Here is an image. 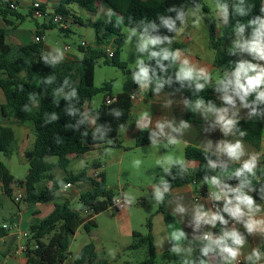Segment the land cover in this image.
I'll use <instances>...</instances> for the list:
<instances>
[{"label": "trees", "instance_id": "trees-1", "mask_svg": "<svg viewBox=\"0 0 264 264\" xmlns=\"http://www.w3.org/2000/svg\"><path fill=\"white\" fill-rule=\"evenodd\" d=\"M60 5L54 14L64 17V22L72 18L76 23H82L68 7L78 5L81 9L91 13L98 11L99 5L107 6L110 11L118 16L109 19L106 23L98 25L96 22L90 26L96 30V47H80L83 58L79 62H51L45 52V44L35 42L15 46L7 43V37L13 29L10 22L12 17L15 21H23L25 18L18 12V4L9 0H0V17L5 27H0V72L5 76L0 79L6 104L0 105V113L5 117H13L20 124H30L34 132L35 141L31 149L24 152L29 163V173L25 180L16 179L8 168L0 163V183L5 195L12 198L13 188H18L25 195L24 202L47 203L53 200L54 194L66 185L78 184L86 181L92 183V189L83 192L79 196L80 208L73 209L68 202L56 204L53 212L46 218L30 227V238L27 244V264H65L70 257V246L76 233L83 228L90 235L97 229L95 218L110 209L112 202L118 193L108 188L105 175L99 174L98 178L88 175L84 169L78 174H70L67 169L71 164V156H81L88 153L91 148L98 144L108 143L111 148L123 149V143L119 139L120 131L126 129L130 123L132 110V95L123 93L116 96V101L107 104L106 99L99 108H90L88 105L92 99L103 91H110L113 82L105 83L102 88H96L94 84L95 70L99 60H104V65L118 68L123 74L135 76L139 67L129 69L128 65L121 60L119 50L114 51V56L109 58L103 49L104 40L100 32L105 30L116 37L115 44L121 42V29L128 27L145 35L144 27L154 23L155 29L149 28L147 36L169 37L172 43H163L164 49L175 53L180 46L174 39L183 23L177 19L180 12L184 13V19L190 9L197 11L206 8L202 0H58ZM216 2L228 12L226 22L219 37L215 36L213 24L210 32V46L215 52V66L222 72L221 81L226 83L241 61L229 50V43L239 33L238 25H243L252 37L258 27V20L264 19V0H216ZM237 7L243 9L241 15ZM174 9V10H173ZM34 10V8H33ZM45 15L46 9L40 8ZM200 11V10H199ZM32 16V12H30ZM163 19H171L175 22V28L170 30L166 27ZM143 21V23H141ZM63 22V23H64ZM65 26V25H63ZM57 24L53 19L42 28L54 29ZM61 31L67 28L61 27ZM40 27L35 36H44ZM159 61V62H158ZM149 69V91L153 89H184L186 96L187 112L200 107L215 108L220 104V99L225 95L223 83H212L210 79H178L181 66L176 59H162L161 57H149L143 63ZM196 74V73H194ZM251 74V73H250ZM51 79L49 83L48 80ZM67 81V83H65ZM204 84L203 90H198L196 84ZM141 83L135 80V88ZM162 84V87L159 85ZM75 91V96L70 94ZM228 95H235L229 88ZM202 104L197 107V103ZM252 112L247 120H238L233 127L234 134L260 148L264 135V100L258 99V90L249 93L242 101ZM30 111H25V109ZM55 115L56 119H52ZM90 120L93 125L90 126ZM244 133V135H241ZM15 134L12 128L0 126V153L10 157L15 149ZM151 143V133L147 129L138 131L135 140V148L147 146ZM127 150V148H125ZM57 157V164L48 161L49 158ZM187 161L199 162V167L189 169L185 162H174L169 174L158 184L162 190L163 198L159 202V213L164 215L169 238L173 247L184 245L187 239H175L174 230H181L176 218L166 212V203L170 198V192L174 189L185 187L194 183L203 184L206 190L207 180L214 179L226 190L239 189L252 197L254 203L264 202V169L254 168L253 173L244 172L237 176L235 173L243 166L236 163H222L218 167L214 164L220 161V157L212 152L196 147L188 146L185 149ZM55 167L66 172L65 178L58 181L50 173ZM98 167H93L97 169ZM213 172V174L210 173ZM46 180L53 183L52 187L45 186ZM243 183V187H241ZM167 186V190H165ZM235 191L228 194V199L236 203ZM3 203L0 200V212ZM83 213L87 215L82 216ZM148 233L143 235L133 233V242L127 248L128 251H138L142 248L147 250V258L138 264H156L157 249L152 234V222L149 220ZM8 230L0 226V237H5ZM208 242L204 240L202 248ZM201 248V250H202ZM264 253V245L258 250ZM210 252L208 256H215ZM208 256H203L205 260ZM179 264H193L189 258H179ZM254 257L246 264H256ZM75 264H106L97 258L96 247L90 242L86 244L75 259Z\"/></svg>", "mask_w": 264, "mask_h": 264}, {"label": "crops", "instance_id": "crops-1", "mask_svg": "<svg viewBox=\"0 0 264 264\" xmlns=\"http://www.w3.org/2000/svg\"><path fill=\"white\" fill-rule=\"evenodd\" d=\"M9 1L17 3V9H19L18 0ZM34 3H39L42 8L46 9V14H43V16L47 15L48 8H51L55 12V10L60 5L58 0H32L30 6L32 17L34 11ZM47 3H50L48 7L46 6ZM93 14L95 15V17H99L101 20L103 19V23H106L109 19L115 17L110 9L103 4H101L98 8V11ZM227 15L228 12L220 13L218 28H216V26L213 24V29L216 37H219L221 35V30L226 22ZM186 17L174 39L175 43L180 46V49L178 50L179 65L181 67L191 68L192 71L196 74H200L201 70H203V75L208 76V79H210L212 83L218 84L220 82L217 83L215 81V76L217 74H221L220 78L222 80L223 74L215 66V52L212 56H210L209 54L201 56L196 53H191L186 49L187 46L199 45L206 47L207 43H209L210 45L211 28L209 31L207 28H205L203 33L200 34V30H197L196 25H193L186 26L187 30L185 31L184 27ZM10 22L13 25V29L7 37V43L15 46L28 44L23 43L22 41V38H24V33L20 30L18 21H14L11 18ZM92 22L95 21L92 20L91 23ZM44 25L47 24L45 23L41 26L38 25L41 31H44V29L42 28ZM0 27H5L3 21L2 24H0ZM33 36L35 38V33L33 34ZM237 36H241L242 44L252 40V38L247 34H242L241 32H239L235 36V38ZM179 37L181 38V40H179L180 42L176 41V39H178ZM115 39L116 37L111 34L109 36H104V41L106 43H109L110 45L115 43ZM32 41H30L29 43H31ZM44 44L45 52L49 55L51 62L53 60H55L56 62H79L84 56L83 53L81 56L71 55L70 52L66 51L65 49L62 51L52 49L46 43V38L44 40ZM157 47L158 51L164 49L163 44ZM79 50L81 51V49ZM248 54V50L242 48L240 61L247 63ZM185 61L188 62L187 65H185ZM254 64H257L259 67H264V60H260L255 57ZM4 77L5 76L2 74V72H0V79H3ZM201 77L203 78V76ZM259 90H264V86H262V88ZM132 95H134V98L132 99L133 106L131 110L130 123L126 129L120 131L119 133V139L122 141L124 148L114 149L111 148L108 143H103L93 146L91 150L84 155L70 157L71 163L73 161L85 162L88 159H94V163H92L90 166L84 167V169L88 170V175L90 177L94 178L95 172H98L99 174L105 175L106 183L107 181L109 182L111 166L108 163L117 159H120V161L122 162L124 153L126 152L141 153L142 157L147 161V166L151 170H156L157 168H160L161 165H165L167 171L169 172L171 165L174 162L178 161L177 159H175L172 153L167 152H173L176 147H179V149L184 152L185 156V149L188 146L203 149L205 151H209L218 155L220 157V161L211 164V166L213 167H218L222 163H236L243 166V164L247 161H254V168L264 169V160L261 156L262 151L259 150L257 152H254L253 146H251L248 142L238 138L233 132L234 126L230 130H225L223 124L221 122H218V116L220 114H224L226 119H232L233 121H235V123L238 120H247L251 116V110L244 105L239 96L230 94L233 96V104H228L224 101L223 98H221L220 104L215 108L200 107L187 112L184 89H153L150 92L149 84L144 83L140 84L138 88H135V93H133ZM5 104L6 97L2 88L0 87V105ZM88 106L90 108H93L91 103H89ZM224 109H227L226 113H223L221 111ZM92 125L93 121L90 120V126ZM161 125L163 126L162 128L160 127ZM0 126L10 127L13 129L16 139L15 149H18L20 152H22L23 155L26 150L30 149V145H34L35 136L30 124H20L15 118L10 116L5 117L0 113ZM141 129L149 130V132L151 133V143L144 147L135 148L136 135ZM238 141L241 144L242 155H240L238 160H235L230 157L227 151H225L224 149L226 145L235 144ZM263 147L264 135L262 138V148ZM125 148H127V150H125ZM101 158H106V164L103 165ZM0 163L2 162L0 161ZM185 163L189 169H196L200 165L199 162L187 161L186 159ZM52 164L55 165L56 163ZM93 167L98 168L93 169ZM52 172L50 174L58 181L62 180L66 176V172L59 167H55ZM192 185L193 184L172 190L170 192L171 196L167 200L165 207L166 212L176 218V221L179 223L181 230L184 233L183 237L187 239V243L184 245H177L175 247L172 246L164 215L162 213H159L163 216L166 228L164 230H157V227L152 224V234L157 249V258L161 254L168 253L175 254L174 259L176 260V262H178V264L179 258L183 257L189 258L193 264H199L200 260H203L200 257V251L204 242L203 237L206 234H210L212 239H216L219 236L223 235L224 232L231 233L232 231H236L239 235L244 234L245 237L248 238L247 244H251L250 246L254 250H259V248L264 245V242H260V239L264 238V202L253 204V210L251 212H249L246 206L241 205V209L245 214L239 218H235L232 217L228 212H225L223 210L225 204V199L223 198V196L220 200H216V196L212 194L208 188L205 190L202 186V189H200L199 191H195L194 189H192ZM45 186L52 187L53 183L49 180H46ZM215 186L217 187L219 194H221L222 192H227L228 196V194L231 192V190H226L219 184H215ZM108 188L112 189L110 186H108ZM91 189L92 183L90 181L78 183L75 185L72 184L70 187H68V185L67 187L62 186L54 194L53 200L51 202L28 204L26 205L25 214H23L19 208V213H14L10 217V219H5L0 224V226L4 228L5 225H8L11 228L7 229L8 233L5 237H0V264H27L26 254L21 251V248L25 246L27 247L30 238V227L50 215L55 209L56 204L68 202L71 206L72 202L79 201V196L81 193L88 192ZM160 191L162 192L161 189ZM19 192L22 191L18 189L17 193ZM17 193L13 191V196ZM208 194H210L211 197H208ZM117 196L126 199L124 193H118ZM5 198H8L10 201L14 202L13 197L10 198L5 195L2 184L0 183V200L3 203V206ZM213 204L217 206L214 208ZM234 205L235 204L229 205V207H232ZM257 208H259V211H256ZM110 210L115 211L113 209ZM198 211L208 212L210 214H216L218 212L224 217L227 223L221 224L220 221H215L216 226L214 227L212 224H207L203 221L197 222L196 216ZM116 212L119 213V221L127 224L126 235L129 237H133V233L138 231L132 228L131 212L128 209ZM86 215V213L82 214L83 217ZM250 221L253 222V230L251 232H249L245 227V225ZM232 222L235 224V228L232 227ZM14 223L18 225V229L12 228ZM97 229L94 230L90 235L87 234V238L81 244L78 252L75 255L70 253L71 255L65 264H75L77 255L80 253L82 248L90 242H92L96 247L98 261H102L98 256L99 249L96 242ZM23 233L28 234V238H24L22 236ZM77 235L78 232L76 233L75 237ZM227 242L231 245L230 240ZM131 244L132 243H130L126 247V250H128L127 248ZM215 249L216 255L208 256L205 259V261H207V264H229V262L225 261L220 255L219 248ZM242 249L243 247L240 249L241 254L237 257L236 260L240 259L242 260L243 264H246L250 261V259L248 261L244 260V258L242 257ZM236 260L231 261V264H236ZM138 263L140 262L132 263L131 261H126V264ZM256 264H264V253L261 254L260 259H257Z\"/></svg>", "mask_w": 264, "mask_h": 264}, {"label": "rangeland", "instance_id": "rangeland-1", "mask_svg": "<svg viewBox=\"0 0 264 264\" xmlns=\"http://www.w3.org/2000/svg\"><path fill=\"white\" fill-rule=\"evenodd\" d=\"M19 9L18 12L24 16L23 21H18L20 30L24 33L22 38L23 43H29L34 40L33 34L36 32L38 25L48 24L54 15V11L48 8L46 16H39L36 19L30 16V6L32 0H18ZM204 8L197 12L194 9H190L185 22L186 26L196 25L199 33H203L205 28L208 31L211 25L214 24L216 28L219 27L220 13L227 12L223 9L216 0H202ZM50 3H47V7ZM101 5V4H100ZM99 5V6H100ZM78 18L83 21V24L76 23L72 18H68L62 24H57L54 29L45 31L46 43L55 50H64L66 46L70 47L71 55L81 56L82 52L79 50L83 42L87 43L88 47H96V30L90 26L92 20L98 25L103 23L99 17L91 12L81 9L78 5L74 4L68 7ZM116 18L118 16L114 15ZM15 21V18L12 17ZM0 24H2V18L0 17ZM65 25V26H63ZM64 27L67 30L61 31L60 28ZM242 34H247L253 38L246 30L243 29ZM109 36L105 30L100 32V36L104 40V36ZM121 42L115 44L113 50H119L121 53V60L124 61L129 69L139 67L138 61H147L152 51H158V47L153 48L149 46L148 49L141 51L140 45L142 43V37L145 35L128 27L121 29ZM45 40V39H44ZM181 40L179 37L176 41ZM180 42V41H179ZM238 44H242L241 36H237L232 42L229 43V50L240 61L242 47ZM109 43L104 41L103 49L107 52ZM159 46V45H158ZM186 49L191 53H196L201 56H212L214 51L207 43L206 47L203 46H187ZM249 52V51H248ZM255 63V57L249 52L248 62ZM221 74L215 76V81L218 83L221 81ZM231 80H234V75H231ZM113 82L112 89L110 91H103L99 95L95 96L92 101V107L94 109L99 108L106 98L116 96L118 94H133L135 93V79L133 75L123 74L118 68L104 65V60L101 59L95 70L94 84L96 88H102L105 83ZM251 145V144H250ZM253 146V145H251ZM33 146L30 145V149ZM254 152L262 151V144L260 148L253 146ZM172 153L179 162H185L184 152L176 147ZM0 161L9 169L11 174L18 180H25L29 173V163L25 156L18 149H14L13 154L10 157H6L3 153H0ZM94 159H88L87 161H73L68 167L70 174H78L84 169L85 166H90L94 163ZM101 161L106 164V158H101ZM50 163L58 162L57 157L49 158ZM110 180L107 181V185L110 186L116 193L125 194L127 201H130L131 206L127 209L131 212V224L132 228L136 231L147 234L148 223L151 220L152 224L157 227V230H164L166 228L163 216L159 214V202L156 197L158 184L161 183L169 172L165 165H161L156 170H151L147 166V161L142 157L139 152H126L122 162L120 159L114 160L110 163ZM53 173V172H52ZM211 174L213 172L210 171ZM212 179L207 180V186L209 191L215 196L219 194L215 183H212ZM203 184H193L192 189L199 191L202 189ZM160 191V189H159ZM14 192H18V188H14ZM161 192V191H160ZM26 203L23 201L20 204H16L10 201L8 198L4 200V206L0 214V224L5 219H10L14 213H19V208L23 214L26 212ZM73 209H79V201L71 203ZM119 213L112 210L98 215L96 222L98 229L96 231V242L99 249L100 262H106V264H126V261L132 263L141 262L146 259L147 250L142 248L138 251H128L126 247L133 242V237L126 235L127 224L119 221ZM85 217V216H84ZM180 231L174 230V237ZM240 236L244 240L242 249V257L245 261H248V257L253 253L254 249L247 244L248 238L245 235ZM87 234L83 228H80L78 235L72 240L70 246V253L76 254L85 239ZM182 238V237H181ZM180 238V239H181ZM176 239V238H175ZM260 242H264V238L260 239ZM175 254H161L157 258L156 264H178L174 259Z\"/></svg>", "mask_w": 264, "mask_h": 264}, {"label": "clouds", "instance_id": "clouds-1", "mask_svg": "<svg viewBox=\"0 0 264 264\" xmlns=\"http://www.w3.org/2000/svg\"><path fill=\"white\" fill-rule=\"evenodd\" d=\"M174 10V9H173ZM200 6H197V12H199ZM237 11L239 14L243 15V9L237 7ZM264 11V9H262ZM177 19L181 21V23L184 22V13L180 12L177 15ZM163 24L168 27L170 30L175 28V22L171 19H163ZM143 23V21L141 22ZM256 23H258V27L254 31V35L251 41L246 42L244 44H238L239 47L247 49L251 54L254 55V57L264 60V19L258 20ZM157 26L154 23H150L145 25L144 32L145 36L142 37V43L140 45V50L144 51L148 49L149 46H152L155 48L158 45L163 44L165 41H167L169 44L172 43V40L165 36L163 38L161 37H150L147 36V32L149 28L155 29ZM237 30L239 32L243 31V25H238ZM151 57H161L162 59H169L170 57L174 60L179 56V51H176L175 53L169 52L167 49H161L160 51H152ZM58 59V58H57ZM53 63L56 61L53 60ZM159 62V61H158ZM139 65V72H137L134 76V79L144 84L149 80V69L145 66H143V61L137 62ZM185 65H187V61L184 62ZM251 73V74H250ZM234 80H228L226 83L223 81H219L220 83H223V90L225 91V95L223 96V99L228 104H233V96L228 95L227 92L229 88L234 92L236 96H239L241 101H244L245 98L249 95V93L253 91H257L264 86V67H259L257 64L253 63H245L241 62L236 67L235 72L233 73ZM203 76L205 80L208 79V76L203 75V70H201L200 74H194L191 68L182 67L180 70V73L178 74V79H197L199 80ZM52 78H49L48 82H51ZM67 83V81H65ZM162 87V84L159 85ZM205 87L204 84L197 83L196 88L198 90H203ZM158 90V89H157ZM75 91H73L70 96H75ZM258 99L264 100V90L258 91ZM202 104V101H199L197 103V107H199ZM25 111H30L29 109H25ZM223 113L227 112V109L221 110ZM52 119H56L55 115L52 117ZM218 122H221L223 124V127L225 130H230L234 124L235 121L232 119H226L224 114H220L218 116ZM163 127L162 125L160 126ZM241 135H244V133H241ZM174 143V141H173ZM225 151H227L228 155L232 157L235 160H238L240 155H242V149L241 144L238 141L235 144H230L225 146ZM254 161H247L243 164V167L235 173L237 176L242 175L244 172L253 173L254 168ZM212 183H218V181L213 179ZM243 183L241 187H243ZM67 187V185L65 186ZM165 190H167V186H165ZM231 191H235L237 194L235 196V205L232 207H229V205L233 204V201L231 199L227 198V192H222L221 194L216 195V200H220L221 197L225 199L224 204V211L228 212L232 217L239 218L243 216L245 213L241 209V205H244L248 208L249 212L253 210V199L251 196L244 194L239 189H234ZM156 197L158 200H161L163 198V194L157 189ZM256 211H259V208L256 209ZM197 222L203 221L207 224H212L214 227L215 221H220L221 224L227 223L225 221L224 217L220 215L218 212L216 214H210L208 212H197L196 216ZM245 227L248 229L249 232L253 230V222H248ZM184 236V233L180 231L178 234H176L175 238L180 239ZM205 241H208V243L202 248V255L208 256L210 252H214L215 248H219V253L222 256V258L225 261H228L229 264H231V261H234L237 259V257L241 254L240 249L244 245L243 238L236 232L232 231L231 233L224 232L223 235L219 236L216 239H212L211 235H205L203 237ZM231 241V245L227 241ZM178 250V249H177ZM260 252L258 250H254L253 253L248 257V259H252L255 257L256 259H260ZM199 264H207V261L200 260Z\"/></svg>", "mask_w": 264, "mask_h": 264}, {"label": "built area", "instance_id": "built-area-1", "mask_svg": "<svg viewBox=\"0 0 264 264\" xmlns=\"http://www.w3.org/2000/svg\"><path fill=\"white\" fill-rule=\"evenodd\" d=\"M33 8H34V11H33V17L34 18H37V17L43 15V13L40 11L41 5L39 3H34L33 4ZM52 19H53V22L55 24H62L64 22V17L61 16V15H59V14H54ZM44 39H45L44 36H35V38H34L35 42H42V41H44ZM114 45H115V43L111 44L108 47V49H107V52L106 53H107V55H108L109 58H112L114 56V51H115V50H113V46ZM81 47L88 48V45H87V43L83 42L81 44ZM65 50L66 51L70 50V47L69 46H66L65 47ZM133 98H134V95H132V99ZM115 101H116L115 98H111V97L106 98V103L107 104H112ZM261 156H262V158L264 160V147L262 148V155ZM98 176H99V173L98 172H95L94 178H98ZM70 186L71 185H68V187H70ZM208 197H211V195L208 194ZM13 200H14L15 203L20 204L21 202H23L25 200L24 193L23 192H19V193L15 194L13 196ZM130 206H131L130 201H127L123 197L117 196V197L114 198L110 209H113L115 211H123V210H126ZM216 206L217 205L213 204V207L214 208ZM231 225H232L233 228H235V224L233 222L231 223ZM10 228L11 227L8 226V225H5L4 226V229H6V230L7 229H10ZM12 228L18 229V225L16 223H14L13 226H12ZM206 235H210V234H206ZM22 236L24 238H28V234H26V233H23ZM26 250H27V247L26 246L21 248V251L24 252V253H26ZM236 264H243V262H242V260L238 259V260H236Z\"/></svg>", "mask_w": 264, "mask_h": 264}]
</instances>
